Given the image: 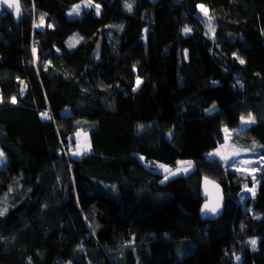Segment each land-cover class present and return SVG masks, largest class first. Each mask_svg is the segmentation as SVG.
I'll return each mask as SVG.
<instances>
[{"label":"trees","instance_id":"1","mask_svg":"<svg viewBox=\"0 0 264 264\" xmlns=\"http://www.w3.org/2000/svg\"><path fill=\"white\" fill-rule=\"evenodd\" d=\"M76 1L0 18V264H264L249 243H264V170L241 200L251 180L205 157L249 114L233 138L264 155V0H93L99 14L67 16ZM78 130L89 151L62 152ZM185 155L193 169L164 179ZM203 177L224 190L213 220Z\"/></svg>","mask_w":264,"mask_h":264},{"label":"rangeland","instance_id":"2","mask_svg":"<svg viewBox=\"0 0 264 264\" xmlns=\"http://www.w3.org/2000/svg\"><path fill=\"white\" fill-rule=\"evenodd\" d=\"M154 1V0H152ZM87 0H78L76 2H74L73 4H71L69 6V8L66 10V14L69 17H75V16H79L82 9H93L96 13V5H99L98 3H96L95 1L92 0V7H86ZM80 5V12L79 14H69L72 12V9L74 7V5ZM100 6V5H99ZM101 8V7H100ZM99 8V11H100ZM185 33V32H184ZM72 38H77L78 41L80 40V36L77 33H73L71 35ZM71 41H69L68 45H70ZM76 41H74L72 43V45H76ZM263 43H264V39H263ZM72 46V47H74ZM64 112H68V110H65ZM248 118V117H245ZM250 123H242L240 121V124L233 128V129H228V128H223V134H224V143L218 145L214 150H213V155L215 158L219 159V160H227V162H225V165H231L232 168L236 169V171H238L239 173L243 174L245 177H247L248 180H251V184H248L247 181H244L242 183L241 186V192L239 193L240 196L239 198L241 200H243L245 197H254L256 189H257V185L259 183V180L256 178V173L258 172V170H264V167H261L259 164V155L258 152L256 151L255 148L251 147V146H245L242 147L240 146L239 142L237 140H235V138H233V136L236 134V132L243 130L245 127H247ZM87 137L88 142H89V146H90V141H89V135L86 133V137L84 135V133L81 134V136L77 135V138H75V148L74 147H70V152L78 157H81L82 155L86 154V146L81 147L80 146V140ZM65 149L67 148L66 146ZM69 147V145H68ZM263 156V155H261ZM3 157H0V164L3 162ZM179 161V165L171 168L167 173L166 176L164 177V179H167L168 177L173 176V174L171 173H175L174 175L177 174H187L189 173L192 169H193V163L192 160L189 159L188 156H183L181 159L178 160ZM180 162H184V163H180ZM190 162V163H188ZM179 169V171H178ZM228 167L225 168V170L227 171ZM229 170V169H228ZM167 177V178H166ZM251 190V191H249ZM263 241L257 240V244L256 247L261 249L263 247ZM175 249H176V254L178 256V258H183L185 255H187L188 253H190L194 247L195 244L193 243V241L190 240H186V241H178L175 245H174ZM137 258V255L133 254V258ZM68 264H71L70 262H67ZM135 264H139V261L136 259Z\"/></svg>","mask_w":264,"mask_h":264},{"label":"water","instance_id":"3","mask_svg":"<svg viewBox=\"0 0 264 264\" xmlns=\"http://www.w3.org/2000/svg\"><path fill=\"white\" fill-rule=\"evenodd\" d=\"M19 8L20 12L19 14H17L15 5H13L12 8H8L7 5H0V18L2 14L9 13L12 15L14 21L18 23L23 14V9L20 0ZM199 191L200 196L203 199L200 206L202 217L206 220H213L218 218L222 214L225 204L224 190L221 184L208 177H203L200 182ZM205 205H207L208 207L205 208ZM212 208L216 209L215 213L210 211V209Z\"/></svg>","mask_w":264,"mask_h":264},{"label":"snow or ice","instance_id":"4","mask_svg":"<svg viewBox=\"0 0 264 264\" xmlns=\"http://www.w3.org/2000/svg\"><path fill=\"white\" fill-rule=\"evenodd\" d=\"M0 5H7L8 8H12L13 5H15L17 14H19V12H20L19 0H0ZM85 6L86 7H92V0H87V3H86ZM125 7L128 9V11H131L132 10V4L131 3H128L127 0H126V3H125ZM198 7L201 9V11H203L205 14H207V9H206L205 5L201 4V5H198ZM99 8H100V6L99 5H96L97 14H99ZM79 12H80V5L77 4V5H74V7L72 9V12L69 13V14L70 15L73 14V13L79 14ZM42 21H43V17H41V22ZM36 26L39 27V25H36ZM210 30L214 31V29H211V28H210ZM189 31H191V29H189L187 27L184 29V32L185 33L189 32ZM72 46H74V45H72V44L69 45V47H72ZM33 52H35V49H33ZM237 59H240V58L237 57ZM240 63H244V60L243 59H240ZM139 83H140V81L137 80V86L139 85ZM24 87L26 88L27 86L24 85ZM22 93H23V89H21V94ZM2 102H3V98L0 97V103H2ZM10 102L11 103H16L17 102L16 97L15 96L11 97ZM41 116H42V118L47 117V113H41ZM241 122L242 123H253L254 122V117H252L251 114H249L248 118H245V117L241 116ZM3 156H4V153L2 151H0V157H3ZM180 163H184V162H180ZM188 163H190V162H188ZM161 167H165V166H161ZM178 171H179V169H178ZM171 174L174 175L175 173H171ZM249 191H251V190H249ZM207 207L208 206L205 205V208H207ZM6 211H7V208L0 209V216H3ZM202 211H203V209H202ZM210 211H212L213 213H215L216 212V209L215 208H212V209H210ZM249 243L252 245L253 248H255V246L257 244V240L255 238L250 239ZM236 259L239 260L240 257L237 256Z\"/></svg>","mask_w":264,"mask_h":264},{"label":"crops","instance_id":"5","mask_svg":"<svg viewBox=\"0 0 264 264\" xmlns=\"http://www.w3.org/2000/svg\"><path fill=\"white\" fill-rule=\"evenodd\" d=\"M82 133H84V135H85V137H86V133L84 132V131H81V130H78V131H76L73 135H74V138H77V135H79V136H81V134ZM225 139V138H224ZM224 143V142H223ZM75 144H76V142H75ZM80 146L81 147H84V146H86V151L88 152L89 151V142H88V139H87V137L86 138H84L83 137V139H81L80 140ZM205 157L207 158V159H215V157H214V155H213V150H211V151H209V152H207V153H205Z\"/></svg>","mask_w":264,"mask_h":264},{"label":"built area","instance_id":"6","mask_svg":"<svg viewBox=\"0 0 264 264\" xmlns=\"http://www.w3.org/2000/svg\"><path fill=\"white\" fill-rule=\"evenodd\" d=\"M22 87H23V85H22ZM47 117H48V114H47ZM63 146H65V145H62V152H64V153H66V154H71V152H70V148L68 147V148H66L65 149V147H63ZM259 158V164H260V166L261 167H264V155L263 156H258Z\"/></svg>","mask_w":264,"mask_h":264}]
</instances>
